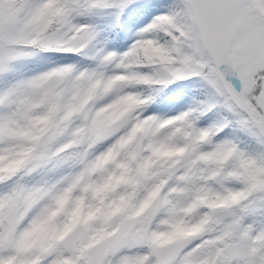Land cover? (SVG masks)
<instances>
[{"label":"snow or ice","instance_id":"6c2138e0","mask_svg":"<svg viewBox=\"0 0 264 264\" xmlns=\"http://www.w3.org/2000/svg\"><path fill=\"white\" fill-rule=\"evenodd\" d=\"M0 264H264V0H0Z\"/></svg>","mask_w":264,"mask_h":264},{"label":"rangeland","instance_id":"374dc122","mask_svg":"<svg viewBox=\"0 0 264 264\" xmlns=\"http://www.w3.org/2000/svg\"><path fill=\"white\" fill-rule=\"evenodd\" d=\"M129 43H130V41H129Z\"/></svg>","mask_w":264,"mask_h":264}]
</instances>
